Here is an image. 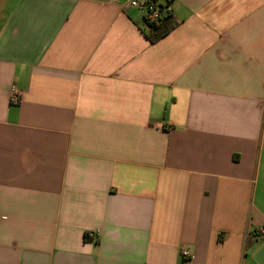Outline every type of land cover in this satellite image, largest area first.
Returning a JSON list of instances; mask_svg holds the SVG:
<instances>
[{"label": "crops", "instance_id": "obj_1", "mask_svg": "<svg viewBox=\"0 0 264 264\" xmlns=\"http://www.w3.org/2000/svg\"><path fill=\"white\" fill-rule=\"evenodd\" d=\"M171 8L0 11V264H264V0Z\"/></svg>", "mask_w": 264, "mask_h": 264}, {"label": "built area", "instance_id": "obj_2", "mask_svg": "<svg viewBox=\"0 0 264 264\" xmlns=\"http://www.w3.org/2000/svg\"><path fill=\"white\" fill-rule=\"evenodd\" d=\"M127 8H136L140 10L145 17L150 20H158L165 16L167 13L172 12L171 4L164 0H121ZM12 104H19L21 101V92L16 86L11 88ZM91 238H95L94 233H90ZM254 239L264 244V227L258 229L254 234ZM180 253L183 259L188 260L191 257V252L186 246H182Z\"/></svg>", "mask_w": 264, "mask_h": 264}, {"label": "trees", "instance_id": "obj_3", "mask_svg": "<svg viewBox=\"0 0 264 264\" xmlns=\"http://www.w3.org/2000/svg\"><path fill=\"white\" fill-rule=\"evenodd\" d=\"M166 2L171 4L172 0H166ZM179 25L180 20L173 12H169L161 19L154 21L144 16L143 32L151 44H156L175 30Z\"/></svg>", "mask_w": 264, "mask_h": 264}, {"label": "rangeland", "instance_id": "obj_4", "mask_svg": "<svg viewBox=\"0 0 264 264\" xmlns=\"http://www.w3.org/2000/svg\"><path fill=\"white\" fill-rule=\"evenodd\" d=\"M13 5V0H9L8 2L5 0H0V11H8L10 9V6Z\"/></svg>", "mask_w": 264, "mask_h": 264}]
</instances>
